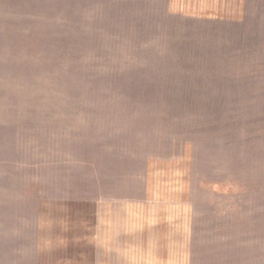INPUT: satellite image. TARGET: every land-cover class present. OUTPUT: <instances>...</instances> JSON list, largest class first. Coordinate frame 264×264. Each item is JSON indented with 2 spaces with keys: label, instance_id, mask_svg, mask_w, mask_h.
I'll list each match as a JSON object with an SVG mask.
<instances>
[{
  "label": "rangeland",
  "instance_id": "1",
  "mask_svg": "<svg viewBox=\"0 0 264 264\" xmlns=\"http://www.w3.org/2000/svg\"><path fill=\"white\" fill-rule=\"evenodd\" d=\"M197 3L0 0V264H87L184 159L191 264H264V0Z\"/></svg>",
  "mask_w": 264,
  "mask_h": 264
},
{
  "label": "crops",
  "instance_id": "2",
  "mask_svg": "<svg viewBox=\"0 0 264 264\" xmlns=\"http://www.w3.org/2000/svg\"><path fill=\"white\" fill-rule=\"evenodd\" d=\"M174 2L170 0V8L175 7ZM222 4L223 0H218L215 9L204 10L209 5L197 3L202 9L196 12L234 13L221 10ZM187 160L177 169L181 171L178 181L174 180L175 173L155 165L143 198L94 201L87 264H191L195 209L186 196Z\"/></svg>",
  "mask_w": 264,
  "mask_h": 264
}]
</instances>
